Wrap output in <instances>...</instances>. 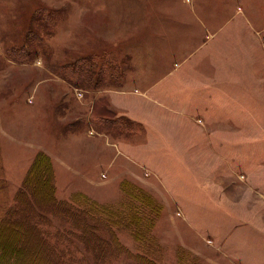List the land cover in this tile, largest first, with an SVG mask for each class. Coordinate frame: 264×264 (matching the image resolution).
Wrapping results in <instances>:
<instances>
[{"label": "rangeland", "instance_id": "rangeland-1", "mask_svg": "<svg viewBox=\"0 0 264 264\" xmlns=\"http://www.w3.org/2000/svg\"><path fill=\"white\" fill-rule=\"evenodd\" d=\"M202 2L206 14L220 7L224 19V5L235 0H0V154L11 197L41 149L52 159L57 197L95 202L118 222L113 228L133 252L149 250L160 264H264V76L248 74L251 52L231 45L240 61L227 74L221 69L226 88L214 105L219 111L237 104L230 128L237 125L239 151L231 170L224 163L221 172L223 164L210 171L220 163L210 147L228 140V122L210 123L192 106L163 111L185 121L176 155L157 165L166 171L164 184L139 162L147 151L126 150L147 142L145 126L122 122L110 105L111 89L169 84L189 72L196 60L185 59L201 28L187 20L206 15ZM97 55L90 75L70 67ZM50 217V229L68 226ZM100 232L109 236L106 227ZM99 264L138 263L122 255Z\"/></svg>", "mask_w": 264, "mask_h": 264}, {"label": "crops", "instance_id": "crops-1", "mask_svg": "<svg viewBox=\"0 0 264 264\" xmlns=\"http://www.w3.org/2000/svg\"><path fill=\"white\" fill-rule=\"evenodd\" d=\"M203 5L205 4L202 2L200 6L206 14V8ZM213 8L210 9L213 12L211 16L210 13L202 14L198 15L196 20H187L190 26L201 28L198 35L200 42L193 52L187 53L186 63H192L194 60L196 62L189 67L188 73L181 74V79L169 84L157 82V86L155 82H152L150 85L141 88L135 87V85L133 87L126 85L109 91L110 105L118 110L121 116H128L130 119L142 123L146 128L147 142L143 145L127 146L126 150L134 152V156L140 151H147L148 156L139 159V162L147 165L160 178L162 177L164 184L166 171L158 169L157 165L166 166L167 161L172 159V155H176L173 150L180 148V146L175 147V145H179L176 139L182 138L185 121L171 114L163 115L162 112L185 113L183 110L187 106H192L190 110L199 109L200 113L206 116L210 123L214 121L228 122L230 129L227 134L228 140H224L223 144L219 143L220 147H210L220 157V163L210 171L218 170L223 164V167L218 170L221 172L222 169H225L224 163H227L231 170L237 162L239 151L235 149L237 125L232 127L233 132L230 128L231 119H235L237 104L233 99V108L229 106L219 107V111L218 107L214 106H218L219 101H222L221 97L224 96L221 91L222 88H226V85L222 82L225 81L228 68L234 67L240 61L232 58L234 55L231 45L235 44L238 48L241 47L245 53L251 52L247 57L250 60L249 75L264 76V54L257 57L252 55V53L259 54L260 50L264 49V0H235L233 7L228 5L225 7L224 5V10H230L229 17H224V19L221 18L223 10L220 7L218 9ZM224 45L227 55L221 54L225 48ZM198 52L200 54L196 55ZM245 53H242V56ZM201 64L206 67H202ZM226 98L229 99V97ZM192 117L194 118L193 115ZM201 118L196 117L197 120H201ZM194 122L196 123V121L192 123ZM200 126L202 131L208 133L213 128V126L209 127L206 122ZM104 133L106 134V132ZM191 146L188 145L185 148L182 146L181 150L190 149ZM162 150L166 153L155 154ZM170 150L172 152L169 153ZM219 185L220 183H218Z\"/></svg>", "mask_w": 264, "mask_h": 264}, {"label": "trees", "instance_id": "trees-1", "mask_svg": "<svg viewBox=\"0 0 264 264\" xmlns=\"http://www.w3.org/2000/svg\"><path fill=\"white\" fill-rule=\"evenodd\" d=\"M97 59L100 61V55L86 57L70 67L74 72L83 68L90 75ZM103 60L101 66L108 59ZM125 117L121 121L136 123ZM4 173L0 154V264H91L86 260L88 255L95 259L94 264L122 255L138 264H160L149 250L133 252L127 248L113 228L118 222L106 219L95 202L58 198L54 166L47 152L40 150L35 155L14 197L9 194ZM54 214L68 226L59 222L55 230L50 229V215ZM102 226L107 228L108 237L100 232Z\"/></svg>", "mask_w": 264, "mask_h": 264}]
</instances>
